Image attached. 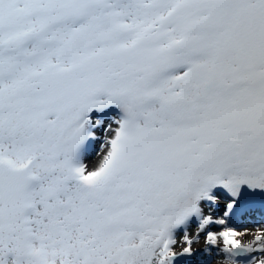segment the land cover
<instances>
[{
  "label": "snow or ice",
  "instance_id": "obj_1",
  "mask_svg": "<svg viewBox=\"0 0 264 264\" xmlns=\"http://www.w3.org/2000/svg\"><path fill=\"white\" fill-rule=\"evenodd\" d=\"M0 264H264V0H0Z\"/></svg>",
  "mask_w": 264,
  "mask_h": 264
}]
</instances>
